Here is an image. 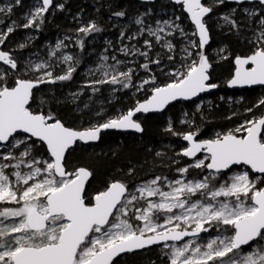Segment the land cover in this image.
I'll return each mask as SVG.
<instances>
[{
    "label": "snow or ice",
    "instance_id": "6c2138e0",
    "mask_svg": "<svg viewBox=\"0 0 264 264\" xmlns=\"http://www.w3.org/2000/svg\"><path fill=\"white\" fill-rule=\"evenodd\" d=\"M173 2L182 5L190 14L196 29L192 35L198 36V42L190 40L181 49L183 58L191 59V62L181 65L183 70L176 68L170 71L168 75L172 80L163 86L155 84V76L142 80L137 90L152 85L150 98L138 102L126 113L108 117L82 130L66 126L51 111L44 112L43 106L47 101L43 98L39 101V110L32 108L39 86L70 81L79 59L64 55L62 61L67 67L63 74L54 75L52 65L47 61L37 63L28 60L21 67L18 59L0 50V64L7 66L0 67V160L8 161L0 164V205H20L0 209V218H3L0 219V264H113L115 258L122 254L152 245L169 249L165 253L169 264H264V187H257L258 183L264 184V113L246 120L233 130L217 133L211 139L197 140L195 131L183 133L182 139L190 146L177 155L194 158L192 163L176 170L185 179L169 181L167 177L156 176L136 186L135 190L124 182L112 181L89 202L85 184L93 175L92 171L85 167L68 170L66 153L78 141H97L103 131L110 129L143 132L141 123L133 119L137 113L160 111L172 101L189 100L219 87L211 82L212 64L204 52L210 41L204 18L225 0H211L207 4L202 0ZM230 2L243 5L253 3V0ZM14 3L19 5L21 0H14ZM52 6L53 0H37V6L25 17L22 27H39L38 22L43 23L44 13ZM55 7L63 10L64 4ZM241 10L246 14L247 25L234 18L236 8H232L229 15H224L223 20L238 37L244 27L252 32L251 38L241 37L247 40L252 50L250 55L235 57L234 76L227 83L229 87L264 85V0H255L254 7ZM12 11L11 4L0 7V13ZM150 14L151 9L137 15L134 23L138 30L128 34L126 28L122 29L119 39L139 41L147 34L156 44L173 52L175 45L166 37L177 32L181 37H188L177 23L180 17L157 20L153 28L145 21ZM111 15L124 18L127 12L120 10ZM0 23H3L2 18ZM253 24L255 28H252ZM18 27L20 25L13 21L6 31H0V45ZM102 30L95 20L82 23L75 30L76 43L83 50L85 41L80 34L87 37ZM67 39L69 37L66 36ZM153 40L144 39L146 50L136 44H125L119 51L125 56L144 57L146 62L140 67L151 71L150 64L159 65L161 62L159 54L154 60L149 58ZM107 43L111 47V41ZM25 46L23 43L19 45L20 48ZM63 47H66L63 41L55 45L56 50ZM190 48L198 51L194 53ZM219 51L223 53L224 49ZM51 55L55 56L56 51ZM101 59L107 62L109 56L102 55ZM111 59L114 64L101 63L98 69L89 70L101 73L100 78L87 85L94 92L99 91L96 85L119 84L124 89L133 86L134 69L119 71V66L125 61L118 60L116 56ZM173 59L172 55L168 56L169 61ZM221 59H227V56H221ZM29 74L32 78H25ZM77 95L73 94V100ZM261 106H264V98L245 111L251 113L253 108ZM167 131H173L171 125ZM202 152L207 155L197 158V153ZM21 165L29 171L22 172ZM233 166H248L252 173L260 175L253 179L249 171H244L229 176L227 173ZM5 169L15 171L8 173ZM190 169L208 171L201 179L189 180L186 175ZM132 171L130 168L129 175ZM161 185L170 190L164 191ZM155 197L159 199H152ZM140 201H144L146 206H138ZM9 219L12 222L5 224L4 221ZM161 219L163 222H158ZM137 221L142 224L135 223ZM210 230H215L217 235L204 244H197L201 233H209ZM185 237L193 239L185 241ZM180 241L184 243L177 246L175 242Z\"/></svg>",
    "mask_w": 264,
    "mask_h": 264
},
{
    "label": "trees",
    "instance_id": "16d2710c",
    "mask_svg": "<svg viewBox=\"0 0 264 264\" xmlns=\"http://www.w3.org/2000/svg\"><path fill=\"white\" fill-rule=\"evenodd\" d=\"M64 4V9L68 11H83L89 14L98 24L102 27V31L99 33H93L94 35L103 34L108 31V18H117L111 14L115 11L126 10L128 15V9L131 6L139 4L137 0H58ZM160 1L155 2L152 6L157 5ZM205 3L206 0H203ZM206 4V3H205ZM166 5L173 6L167 2ZM233 3L220 4V6L214 7L211 14L222 12L232 7ZM181 14L184 19L186 15L182 10ZM126 15V16H127ZM125 16V17H126ZM124 17V18H125ZM117 18V19H124ZM236 19V18H235ZM238 20V18H237ZM64 20L61 16L54 17L50 20L49 14L44 13L43 23H39V27L30 28L37 36V38L26 45L23 49L30 50L35 45L40 44L41 40L45 36L54 35L56 31H61L63 28ZM188 26H191L188 20H186ZM210 31V44L206 47L205 53L207 54L211 44L221 39V43L226 46L228 55L227 59L210 60L212 64L210 75L211 82L219 85L216 91L211 93L208 97L212 99V104L196 108L195 102H177L168 106L162 114H150L141 117V124L144 131L137 134H123L114 131H107L101 134L99 142L92 148H96L95 152H87L82 154L77 148V145L70 150L67 154L68 170H74V167L85 166L89 168L93 175L89 179L86 187V193L90 202L91 195L101 191V188H105L107 183L113 180H121L126 183L131 189L137 183L143 182L149 178L155 176H171L172 167L164 160H161V156L156 155V150L159 149L161 140H165L173 137V131L169 132L166 128V117H170L174 124H177L180 119V114L183 108L188 109L192 118L195 132H197L198 139H211L216 132L224 133L227 130L235 129L238 125L243 124L246 120L254 117H259L262 114V106L259 108H253L251 113L246 112L245 109L252 107L253 104L261 98H264V88H250L244 90H229L226 87V82L232 76L234 70L233 60L236 56H245L251 54V45L247 43V40L238 37L235 30L231 28V31L227 34H222L219 37L212 32L210 26H207ZM13 34L9 37H13ZM81 38L85 41V47L83 50L76 44L71 48V55L74 59H79L80 63L76 68V72L73 74V78L70 81H57L54 84H46L39 87V90H47L44 100L47 103L43 106V111H51L57 118L61 119L66 126L76 129H83L84 122L79 121L82 117L79 113H76L74 106L80 104V100L85 99L89 94H98L101 90L94 92L88 91L84 88L77 94V100L67 99L65 97V90L77 86L79 81V74L85 68L89 61V51L91 46L88 44L90 41L83 34H80ZM151 71H146L149 75H153V64H150ZM28 78V77H27ZM138 80V75L133 73L132 84L134 85ZM163 78H158L157 82H160ZM156 82V81H155ZM116 86H120L117 84ZM133 86L125 91H129ZM36 102L32 103L33 110H39V101L41 98H37ZM151 95V92L145 94L139 93L135 98L124 97L123 100L117 101L111 108L110 113L115 114L120 110L121 113H126L129 109H132L136 103L145 100ZM220 96H224V99H220ZM227 96L234 97L233 102L227 101ZM38 102V103H37ZM86 118V117H85ZM104 117H100L96 122H102ZM188 127H183L180 133L187 130ZM178 139L181 141L182 137ZM91 147V146H90ZM133 169L129 175V169ZM204 171V170H203ZM193 176L197 175L193 170ZM201 172V171H200ZM258 187H264V184L259 183ZM3 207H9L6 204L0 205V209ZM18 207V206H15ZM3 219V218H0ZM207 234V233H204ZM202 234V235H204ZM201 235V236H202ZM113 264H167L163 259L159 257L158 248H150L145 251L126 254L120 258L114 260Z\"/></svg>",
    "mask_w": 264,
    "mask_h": 264
},
{
    "label": "rangeland",
    "instance_id": "374dc122",
    "mask_svg": "<svg viewBox=\"0 0 264 264\" xmlns=\"http://www.w3.org/2000/svg\"><path fill=\"white\" fill-rule=\"evenodd\" d=\"M160 1L157 5L152 6V4L142 3L139 2L137 5H133L128 9V15L120 20L117 18H108V31L103 34H97L94 35L91 34L88 36V39L90 40L88 44L91 46L88 57L89 61L87 62L85 68L80 72L79 74V81L77 83V86L73 88H68L65 90V97L68 99H73V94H77L78 92H81L84 88L88 89V91H93L91 87H88V83L92 80L98 79L101 76V73L99 71H95L94 73L90 72L89 70H96L98 69V66L101 63H106L108 65L114 64L115 61L111 59L112 56H116L118 60L125 61L124 64H121L118 68L119 71H127V69L132 68L134 69V73L138 75V80L133 85V87L129 91H125L124 88L116 85L106 84V85H96V87L99 88L100 93L98 94H89L85 99L80 100V104H76L74 106V110L76 113H79L82 117L79 119V121L84 122L85 126L84 128L89 127L92 124L97 123L96 120L100 117H104L103 121L106 120L108 117H115L118 114H121L120 110L118 112H115V114H111L110 110L112 106L117 102L120 101V99L123 100V98L130 97L135 98L137 94L142 93L145 94L147 92H151L152 85H145L144 90H137V86L140 84V82L144 79H147L151 77L143 68L140 67L141 64L145 63L144 57L141 56H125L123 55L119 49L125 45L128 44L129 46L131 44H136L137 47L144 49L143 41L144 39H150L153 40L152 37L147 36L145 34L144 36H141L139 38V41H131L129 42L127 39L121 41L119 39V34L122 29L126 28V31L128 34L134 33L138 30V26L135 25L134 19L137 15L147 12L149 9H151V14L145 17L146 24H150L153 28L156 27V21L160 20H166V19H175L176 17H180V19L177 21L182 28L188 33V37L184 38L181 37L180 34L177 32L173 36L166 37V39L171 40L173 44L175 45V49L173 52H169L167 48L161 47L160 44H156L153 40V49L151 52H149V58L154 60L157 58V54H159L160 58V64H153V74L156 77V85L163 86L166 83L171 82L172 77L168 75V73L176 68H181V65L190 63L191 59L185 60L184 53L181 51V49L188 45V42L190 40H196L198 42V39L196 36H193L192 33L195 32L194 27L188 26L186 23V20L188 18L184 19L181 11L182 7L180 5H174L168 6L166 3L168 1L166 0H158ZM157 2V1H156ZM211 0H206V4L210 3ZM170 3V2H169ZM11 4L13 6V11L11 13H0V18H2L3 23H0V31H6L7 27L12 24L13 21H16L17 24L20 25L12 34L13 37H9L5 41L3 45H1V48L3 51H7L18 59L20 62L21 67L25 65V63L28 60H32L34 62H42L47 61L52 65V71L54 75H60L63 74L67 65L63 63L62 57L64 55H71V48L72 46L76 45V39H77V33L76 29L80 26L82 23H87L90 20H94L89 14L84 13L83 11H68L65 10L64 12H61L62 10L55 7V5L60 4L58 0H53V6L50 7L49 11L46 14H49L50 20H53V18L61 16L63 20L65 21L63 24V28L60 31H56L54 35L51 36H45L40 44L35 45L30 50H25L23 48H20V44L29 45L32 43L36 38V34L30 29H25L22 27V25L26 22L25 17L28 16V14L32 11H34L35 7L37 6V0H21V3L19 5H16L14 3V0H0V7H5L7 5ZM217 6H220L217 5ZM216 7V6H215ZM244 7H254V3L252 4H244V5H237L233 4L232 7L228 8L227 10H223L222 12H217L215 14H210L205 20L207 21V26H210L212 32H214L218 37L222 34H227L231 31L230 25L226 24L223 20L224 15H229L231 13L232 8L237 9V13L234 18H238V21L241 22L243 25H247L246 20V14L243 13L241 10ZM183 11V10H182ZM187 17V16H186ZM189 22V20H188ZM190 23V22H189ZM256 25L253 24L252 28H255ZM11 35V34H9ZM69 37V39L65 40V37ZM241 36L242 37H248L251 38L252 32L247 29V27H244L241 29ZM31 38V39H29ZM63 41L64 45L66 47L61 48L60 50L55 49V45L57 42ZM108 41H111V47L108 45ZM223 48L224 52L221 53L219 50ZM107 49V51H106ZM190 51H193L194 53L198 51V49H189ZM56 51V55L52 56L51 52ZM102 55H108L109 60L107 62L102 61L101 57ZM172 55L174 57L173 61L168 60V56ZM228 52L226 49V46L221 43V39L214 42L210 45L207 56L210 60H219L221 59V56H227ZM0 67H7L2 64H0ZM183 70V68H181ZM153 76V75H152ZM32 78V76L26 75L25 78ZM158 78H163L160 82H157ZM11 82V81H10ZM47 90H40L37 93V98H45L46 97ZM224 96H220V99H224ZM228 102H233L234 97L227 96ZM77 97L75 100L76 101ZM196 103V108H201L202 106H207L212 104V99L208 96L201 97L197 101H194ZM38 103V102H37ZM88 105L87 108H85V105ZM137 104V103H136ZM76 109H81V111H77ZM97 113H101V115H97ZM162 114V113H160ZM157 114V115H160ZM86 117V118H85ZM144 117V116H142ZM141 120V118H140ZM102 121V122H103ZM166 128L168 129L171 125L173 129L172 134L173 137L161 140L159 149L156 150L157 153H161V160L165 159V162L168 163L169 166L172 167L171 170V176L167 177L169 181H174L176 179H185V176L178 173L176 170L181 167H185L188 164L193 162L192 160H188L187 158L183 157L182 155H177V153H180L182 149L188 147L187 143L181 141L178 139L179 136L182 137V134L189 131H195L194 124L192 121V118L190 116V113L188 109L183 108L180 114V119L177 124H174L173 120L170 117H166ZM238 125L237 127H239ZM183 127H188L187 130L183 133L181 132V129ZM83 128V129H84ZM233 130V129H230ZM229 131V130H227ZM225 131V132H227ZM224 132V133H225ZM217 133L222 132H216ZM214 135V136H215ZM214 138V137H213ZM96 145V144H94ZM94 145H77V148L79 151L82 152V154H85L87 152H95L94 150L96 148H92ZM91 146V147H90ZM73 149V148H72ZM71 149V150H72ZM42 151V149H40ZM71 152V151H70ZM206 154H201L197 158H203ZM8 163V161H2L0 160V164ZM11 163H16V161H12ZM207 163V161H206ZM78 167H74L76 169ZM22 172H28L29 169L25 167L24 165H21ZM193 170H195L197 175L193 176ZM6 172L11 173L12 171H15V169H5ZM201 171V172H200ZM208 170H200V169H190L189 173L186 175V178L189 180L192 179H201L203 175L207 174ZM249 171L250 172V178H255L258 175L253 174L248 168L244 166H238L232 168L230 171H228V175H232L233 173L238 172H244ZM156 177V176H155ZM153 178H149L143 182L137 183L135 186L131 188V190H135L136 186L146 182L150 181ZM165 177V176H163ZM13 181H15V177H10ZM226 178V177H225ZM111 182V181H110ZM108 182L107 185L110 183ZM259 184V183H258ZM257 184V187H258ZM162 189L164 191H169L170 189L167 186L161 185ZM101 191L104 190V188L100 189ZM93 195V194H92ZM155 200H158V197L152 198ZM224 199V198H220ZM9 207H15L20 206L16 204H6ZM138 206H146L144 204V201H140ZM179 212V210H176ZM12 220H5L4 223H11ZM158 222H163L161 219ZM138 224H142V222H135ZM217 235V232L215 230H210L209 233L204 234L201 236V238L197 239V244H204L209 239L214 238ZM193 239V238H189ZM188 240V239H186ZM185 240V241H186ZM182 242H178L177 246H182ZM163 249V250H162ZM249 250V249H246ZM169 252V249L163 248V246H160L158 248V254L161 259H163L167 264H169L168 256L165 255V253Z\"/></svg>",
    "mask_w": 264,
    "mask_h": 264
},
{
    "label": "water",
    "instance_id": "95a60500",
    "mask_svg": "<svg viewBox=\"0 0 264 264\" xmlns=\"http://www.w3.org/2000/svg\"><path fill=\"white\" fill-rule=\"evenodd\" d=\"M137 1H139V2H142V3H147V4H152V3H155L156 1H158V0H154V2H145V0H137ZM166 1H168V2H170L171 4H174V5H177V4H175L174 2H173V0H166ZM202 2H203V0H202ZM225 2H227V3H233V2H230V0H225ZM253 3H255V0H253ZM235 4V3H234ZM245 4V3H244ZM249 4V3H248ZM250 4H252V3H250ZM181 7H182V10H183V12H184V14L187 16V18H188V20H189V22H190V24L194 27V30L196 31V29H195V26H194V24L191 22V19H190V14H188L184 9H183V6L182 5H180ZM211 14V13H210ZM210 14H208L204 19H206ZM209 35H210V31H209ZM197 37V39H198V36H196ZM210 40H211V36H210ZM209 44H210V41H209ZM208 44V45H209ZM208 45H206L205 46V49H206V47L208 46ZM205 49H204V52H205ZM0 50H2V48H1V45H0ZM205 55H207L206 53H205ZM250 55V54H249ZM245 56H247V55H245ZM245 56H240V57H245ZM208 57V56H207ZM234 61H235V58H234ZM234 61H233V63H234ZM234 67H236V65H235V63H234ZM211 70V69H210ZM234 72H235V69H234V71H233V74H232V77L231 78H233V76H234ZM230 78V79H231ZM229 79V80H230ZM228 80V81H229ZM227 81V82H228ZM43 85H46V84H43ZM40 86H42V85H40ZM39 86V87H40ZM226 86H227V88L228 89H231V90H244V89H250V88H257V87H264V85H259V84H257V85H237V86H232V87H229L228 86V83H226ZM217 89V88H216ZM216 89H211V90H209V91H207V92H205V93H201V94H199L197 97H193V98H191V99H189V100H184V99H178V100H175V101H172V102H170L168 105H166L165 106V108L164 109H162V110H160V111H150V112H148V113H143V112H141V113H137L134 117H133V119H135V120H137L139 123H141L138 119L140 118V117H142V116H147V115H150V114H160V113H162V112H164V110L168 107V106H170V105H172V104H175V103H177V102H194V101H197L198 99H200L201 97H205V96H208V95H210L211 93H213V92H215L216 91ZM151 96V95H150ZM150 96L148 97V98H150ZM148 98H146V99H148ZM145 99V100H146ZM145 100H142V101H140V102H143V101H145ZM138 104V103H137ZM137 104L133 107V108H135L136 106H137ZM132 108V109H133ZM262 113H264V106L262 107ZM142 125V124H141ZM143 127V126H142ZM82 130V129H81ZM107 131H114V132H117V133H134V134H137V135H139V134H141L142 132H136L135 130H132V129H110V130H105V131H103L101 134H103V133H105V132H107ZM101 137V136H100ZM196 139L197 140H204V139H198L197 137H196ZM100 140V139H99ZM99 140H97V141H94V142H77L74 146H73V148L76 146V145H78V144H80V145H84V146H86V145H94V144H97L98 142H99ZM182 141H184L183 139H182ZM184 142H186L187 143V145L188 146H190L189 144H188V142L187 141H184ZM71 150V149H70ZM69 150V151H70ZM68 151V152H69ZM67 154V153H66ZM201 154H206L207 155V153H204V152H202V153H197V157L199 156V155H201ZM185 158H187L188 160H192V159H194V158H188V157H185ZM81 167H84V166H81ZM234 167H238V166H233V168ZM244 167H246V168H248V166H244ZM85 168H87V167H85ZM87 169H89V168H87ZM249 169V168H248ZM90 170V169H89ZM250 170V169H249ZM91 171V170H90ZM253 174H255V175H260V174H258V173H253ZM91 178V176L89 177V179ZM89 179H88V181H89ZM88 181L86 182V184H85V188L87 187V183H88ZM115 181H119V180H115ZM105 190V189H104ZM103 191V190H102ZM97 194V193H96ZM95 194V195H96ZM94 195V196H95ZM93 196V197H94ZM201 234H203V233H201ZM189 238H191V237H185L184 238V240H186V239H189ZM180 242H182V241H180ZM169 243H172V242H169ZM175 243H178V242H175ZM156 246H161V245H152V246H149V247H147V248H145V249H142V250H137V251H134V252H131V253H135V252H140V251H143V250H146V249H149V248H152V247H156ZM126 254H130V253H125V254H122V256H124V255H126ZM122 256H120V257H122ZM120 257H116L115 258V260L117 259V258H120Z\"/></svg>",
    "mask_w": 264,
    "mask_h": 264
},
{
    "label": "flooded vegetation",
    "instance_id": "af4514ba",
    "mask_svg": "<svg viewBox=\"0 0 264 264\" xmlns=\"http://www.w3.org/2000/svg\"><path fill=\"white\" fill-rule=\"evenodd\" d=\"M234 4V3H233ZM245 4H248V3H245ZM244 5V4H243ZM234 61V60H233ZM210 62V61H209ZM211 63V62H210ZM234 64V63H233ZM234 69H235V67H234ZM234 71V70H233ZM232 77V76H231ZM230 77V78H231ZM229 78V79H230ZM228 79V80H229ZM227 83V82H226ZM227 87V86H226ZM257 88H264V87H257ZM229 90H231V89H229ZM209 96V95H208ZM185 103V102H184ZM263 107V106H262ZM141 118V117H140ZM140 118L138 119L140 122H141V120H140ZM123 134H134V133H123ZM81 167V166H80ZM85 167V166H84ZM113 181H115V180H113ZM119 181H121V180H119ZM112 182V181H111ZM122 182V181H121ZM106 188V187H105ZM104 188V189H105ZM100 192V191H99ZM98 193V192H97ZM96 194V193H95ZM95 194H93V195H91V200H90V202H92V197L95 195ZM204 234V233H203ZM202 235V234H201ZM162 246V245H161ZM160 246H156L155 248H159ZM152 248H154V247H152ZM150 249V248H149ZM146 250H148V249H146ZM143 251H145V250H143ZM141 252V251H140Z\"/></svg>",
    "mask_w": 264,
    "mask_h": 264
}]
</instances>
